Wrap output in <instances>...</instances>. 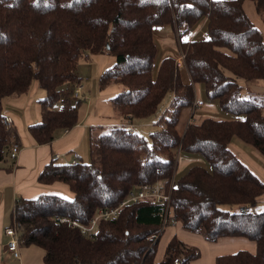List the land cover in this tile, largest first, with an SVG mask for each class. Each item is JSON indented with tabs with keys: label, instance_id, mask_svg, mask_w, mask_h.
I'll use <instances>...</instances> for the list:
<instances>
[{
	"label": "trees",
	"instance_id": "16d2710c",
	"mask_svg": "<svg viewBox=\"0 0 264 264\" xmlns=\"http://www.w3.org/2000/svg\"><path fill=\"white\" fill-rule=\"evenodd\" d=\"M244 1L0 0V162L18 142L15 128L4 124V100L28 93L37 81L45 95L38 100L41 120L29 131L39 144L51 143L57 131L79 122L82 102L68 87L81 83L79 64L91 55L115 57L99 87L118 85L112 105L123 118L152 116L172 95L149 139L125 124L99 128L91 132L88 161L53 159L44 167L38 182H64L71 198L42 194L16 201L13 221L21 223L26 245L44 249L46 264H190L200 258L199 247L175 236L155 262L169 219L206 241L240 236L256 243L255 252L218 255L215 264H264V181L230 147L236 137L264 155V95L248 86L264 81V32L249 19ZM252 1L264 24V0ZM204 18L207 36L187 40ZM164 24L174 29L184 69L174 58L156 62L153 31ZM196 83L226 117L191 122L179 134L182 110L196 101ZM181 153L204 162L175 176ZM143 184L159 185L169 205H124L116 218L98 221L93 238L57 219L89 226L99 209L118 207Z\"/></svg>",
	"mask_w": 264,
	"mask_h": 264
},
{
	"label": "crops",
	"instance_id": "0c3cea01",
	"mask_svg": "<svg viewBox=\"0 0 264 264\" xmlns=\"http://www.w3.org/2000/svg\"><path fill=\"white\" fill-rule=\"evenodd\" d=\"M243 8L251 22L264 32V24L256 11L254 2L245 0ZM205 36H207L206 18L202 19L189 32L187 40ZM153 39L157 47V63L164 58H178L180 51L171 24L160 25L154 29ZM114 63V56L94 54L88 61L79 64L78 72L82 81L80 84H72L68 87L72 93L77 87H81L79 101L82 102V105L79 108V122L70 129L57 131L53 141L49 144H39L29 131V126L41 120V106L38 100L44 95L39 93L34 96L40 91L37 81L33 82L29 94L8 97L4 100V114L13 119V127L17 131L21 149L15 160L6 158L0 162V264H46L44 262L45 251L37 245H21L19 259L14 258L7 249L9 237L5 234V229L13 223L12 214L16 201L19 198H37L42 194H58L65 198H71L73 193L64 182L56 181L49 185L38 182V176L44 167L53 159L66 163H72L74 160L88 161L92 131L95 134L100 131L99 128L123 125L130 120L123 118L112 105V98L119 91L118 85L113 83L103 89L99 87L101 73L112 67ZM182 76L185 83L190 82L186 72H183ZM248 86L252 92L264 95V81ZM194 88L195 100H203L204 103L196 109L188 107L182 110L177 126L179 134L184 132L189 123L194 122L192 117L196 112L204 114L205 117H226L222 113L218 101L209 100L206 97L202 83H196ZM134 120L135 118H131L129 122L133 124ZM230 147L264 181V155L236 137L231 141ZM57 155H59L58 158H56ZM203 162L200 156L181 153L176 164L175 176L184 173L191 164H203ZM260 201L259 206L264 207V195ZM175 236L189 245L200 248L201 257L191 261L190 264H215L216 256L231 254L241 249L250 252L256 251V243L245 237H221L215 242H210L200 234L184 230L181 222L176 221L166 226L159 236L155 262L163 260L166 247Z\"/></svg>",
	"mask_w": 264,
	"mask_h": 264
},
{
	"label": "built area",
	"instance_id": "2783aa9c",
	"mask_svg": "<svg viewBox=\"0 0 264 264\" xmlns=\"http://www.w3.org/2000/svg\"><path fill=\"white\" fill-rule=\"evenodd\" d=\"M176 63L179 69H184L185 64V55L183 53H180L178 58L176 59ZM81 87H77L71 97L73 99H78L81 95ZM203 100H197L194 103V108H199L203 105ZM4 124L7 128L13 127V119L10 116L4 117ZM130 120L125 123V126L129 130H133L134 126ZM21 146L18 142H14L10 146L9 150V158L11 160H15L17 156L19 155ZM59 155L56 157L58 158ZM74 163L76 160L73 161ZM169 199L170 196L165 193L163 189L159 185H149V184H143L135 189H132L129 191L126 198L120 203L118 207L114 208H107V209H99L95 216L92 218L91 223L89 226H84L81 224V222L77 218H57L60 222H67L68 227L75 228L78 227L82 230L83 234L87 236L88 238H93V235L96 232L97 223L99 220H110L112 218H116L118 216L119 210L127 204L130 203H138L140 201H152L156 203H165L167 206L169 205ZM176 220L169 219L168 225L175 223ZM167 225V226H168ZM22 225L18 221H13V223L8 226L5 229V234L9 237V241L7 243V249L12 254V256L16 259L20 258V246L25 244L24 238L22 237ZM175 264L178 263V259H175Z\"/></svg>",
	"mask_w": 264,
	"mask_h": 264
},
{
	"label": "rangeland",
	"instance_id": "374dc122",
	"mask_svg": "<svg viewBox=\"0 0 264 264\" xmlns=\"http://www.w3.org/2000/svg\"><path fill=\"white\" fill-rule=\"evenodd\" d=\"M39 93H42L43 95H45V91L40 88V91L35 93L34 96H36ZM171 98H172L171 94L168 93L166 97L162 100V102L160 103L156 114L145 117V118H138V119L135 118V120L133 121V125H134V129L136 130V132H139L145 138L149 139L150 133L157 129L156 121L158 120V116L170 105ZM205 118L206 117L204 114L196 112L195 114H193L192 121L196 123L198 122L200 124ZM178 176H181V175H178ZM259 208L263 209L264 207L259 206Z\"/></svg>",
	"mask_w": 264,
	"mask_h": 264
},
{
	"label": "snow or ice",
	"instance_id": "6c2138e0",
	"mask_svg": "<svg viewBox=\"0 0 264 264\" xmlns=\"http://www.w3.org/2000/svg\"><path fill=\"white\" fill-rule=\"evenodd\" d=\"M37 2H39V0H37Z\"/></svg>",
	"mask_w": 264,
	"mask_h": 264
}]
</instances>
